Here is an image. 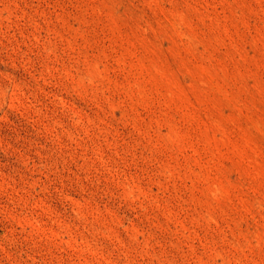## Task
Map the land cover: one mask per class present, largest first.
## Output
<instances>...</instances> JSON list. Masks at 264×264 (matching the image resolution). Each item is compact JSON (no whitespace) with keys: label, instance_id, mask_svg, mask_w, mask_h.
<instances>
[{"label":"rangeland","instance_id":"1","mask_svg":"<svg viewBox=\"0 0 264 264\" xmlns=\"http://www.w3.org/2000/svg\"><path fill=\"white\" fill-rule=\"evenodd\" d=\"M0 264H264V0H0Z\"/></svg>","mask_w":264,"mask_h":264}]
</instances>
